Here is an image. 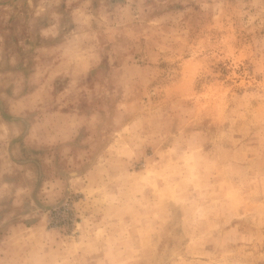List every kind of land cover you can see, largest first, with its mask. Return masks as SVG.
I'll list each match as a JSON object with an SVG mask.
<instances>
[{"label":"rangeland","instance_id":"374dc122","mask_svg":"<svg viewBox=\"0 0 264 264\" xmlns=\"http://www.w3.org/2000/svg\"><path fill=\"white\" fill-rule=\"evenodd\" d=\"M0 264H264V0H0Z\"/></svg>","mask_w":264,"mask_h":264}]
</instances>
